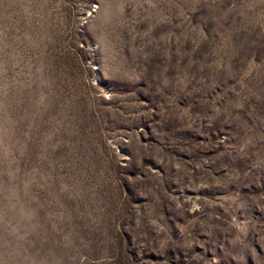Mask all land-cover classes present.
<instances>
[{"label": "rangeland", "instance_id": "rangeland-1", "mask_svg": "<svg viewBox=\"0 0 264 264\" xmlns=\"http://www.w3.org/2000/svg\"><path fill=\"white\" fill-rule=\"evenodd\" d=\"M0 264H264V0H0Z\"/></svg>", "mask_w": 264, "mask_h": 264}]
</instances>
